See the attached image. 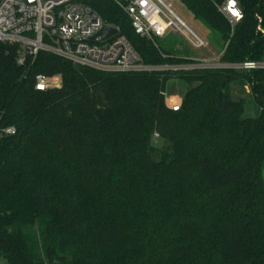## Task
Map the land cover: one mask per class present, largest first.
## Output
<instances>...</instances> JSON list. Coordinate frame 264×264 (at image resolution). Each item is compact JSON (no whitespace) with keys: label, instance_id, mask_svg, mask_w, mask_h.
<instances>
[{"label":"trees","instance_id":"trees-1","mask_svg":"<svg viewBox=\"0 0 264 264\" xmlns=\"http://www.w3.org/2000/svg\"><path fill=\"white\" fill-rule=\"evenodd\" d=\"M79 1L169 68L111 73L44 51L21 66L0 43V127L17 131L0 138V264H264V70L198 67L136 35L114 0ZM180 1L219 35L222 64L264 61V0H237L233 31L224 0ZM37 75L61 88L37 91ZM173 78L188 85L177 110Z\"/></svg>","mask_w":264,"mask_h":264},{"label":"built area","instance_id":"built-area-1","mask_svg":"<svg viewBox=\"0 0 264 264\" xmlns=\"http://www.w3.org/2000/svg\"><path fill=\"white\" fill-rule=\"evenodd\" d=\"M114 1L129 16L135 34L142 38L162 39L167 31L173 30L183 33L195 49L206 46L205 41L188 28L164 0ZM217 8L228 20L232 31L243 19L237 0H224ZM257 19L261 24V19ZM106 26L116 28L79 0H0V43L18 45V65L24 66L28 61H34L38 53L44 51L75 66L111 73L150 72L169 68L143 64L138 52L120 35L118 28L117 34L111 38L102 42L92 41L91 38ZM258 32L264 34L260 25ZM194 62L196 66L202 67L206 60ZM222 66L218 68L251 72L264 70V61ZM61 85L60 76L35 77L37 91L59 89ZM16 133L15 127H0V138Z\"/></svg>","mask_w":264,"mask_h":264},{"label":"rangeland","instance_id":"rangeland-1","mask_svg":"<svg viewBox=\"0 0 264 264\" xmlns=\"http://www.w3.org/2000/svg\"><path fill=\"white\" fill-rule=\"evenodd\" d=\"M171 10L190 28L194 33L200 36L206 43L202 49H195L188 42L187 38L181 32L169 30L164 38L159 39L161 46L173 50L183 57L194 61L206 60L202 67L218 68L224 67L219 62V56L222 52V41L219 35L208 28L202 21L197 20L193 14L180 0H164ZM188 90V85L180 79H171L165 89V103L172 110H177L181 107L184 96ZM243 97L247 101L250 100V89L246 88L245 93L239 91V88L234 90V99L238 100ZM249 104V103H248ZM251 106V105H248ZM252 110L254 108L250 107ZM252 117L255 112L250 113ZM161 141L157 136H154V145L161 147Z\"/></svg>","mask_w":264,"mask_h":264},{"label":"water","instance_id":"water-1","mask_svg":"<svg viewBox=\"0 0 264 264\" xmlns=\"http://www.w3.org/2000/svg\"><path fill=\"white\" fill-rule=\"evenodd\" d=\"M117 34V29L113 27H104L99 33L91 38L92 41L102 42Z\"/></svg>","mask_w":264,"mask_h":264}]
</instances>
